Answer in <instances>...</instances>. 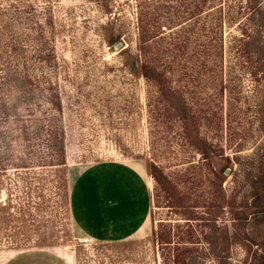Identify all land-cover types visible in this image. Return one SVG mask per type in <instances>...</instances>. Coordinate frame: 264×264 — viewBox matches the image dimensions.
<instances>
[{"label":"rangeland","instance_id":"374dc122","mask_svg":"<svg viewBox=\"0 0 264 264\" xmlns=\"http://www.w3.org/2000/svg\"><path fill=\"white\" fill-rule=\"evenodd\" d=\"M25 3L30 6L23 8ZM135 10L136 0H0V109L16 102L19 115L13 123L0 120V264L18 252L54 248L79 254L80 264H159L151 232L149 243L122 246L109 255L90 257L71 246L68 166L103 160L142 162L151 196V162L175 177L179 189L191 186L189 196H174L176 208L164 196L159 203L152 200L151 227L158 220L182 225L188 217L196 224L211 217V205L221 198L216 222L226 227L227 264L259 262L264 221L257 222L248 205L249 183L260 177L252 160L264 147L258 128L264 108L231 114L227 93L220 111L213 105L219 120L211 111L213 122L204 130L217 154L212 164L220 172L228 165L220 155L238 158L222 172L223 194L210 192L208 163L198 150L182 148L171 132L151 140L145 80L132 69L138 53ZM51 99L58 101V111ZM53 125L60 132L50 147ZM6 134L13 136L9 152L14 155L8 159ZM260 153L257 160L264 161Z\"/></svg>","mask_w":264,"mask_h":264},{"label":"trees","instance_id":"16d2710c","mask_svg":"<svg viewBox=\"0 0 264 264\" xmlns=\"http://www.w3.org/2000/svg\"><path fill=\"white\" fill-rule=\"evenodd\" d=\"M135 23L138 53L132 69L145 80L152 142L171 132L182 148L198 150L201 160L208 163L209 191L223 194L222 172L238 156L220 155L228 165L218 172L212 164L217 154L204 130L213 122L211 111L214 120L218 117L213 105L220 111L225 93L231 114L250 109L260 113L264 108V0H136ZM51 103L58 111V101L51 99ZM2 106L5 109H0V120L13 123L19 119L16 102ZM263 122L258 128L264 132ZM51 127L49 141L53 147L60 130ZM12 137H2L7 159L14 155L9 152ZM57 147L62 152L63 142L59 141ZM259 151L264 152V147ZM260 152L252 160L260 177L249 183L253 189L249 205L248 196L245 199L246 206L254 208L249 214L257 222L264 221V161L257 160ZM193 167L185 168L182 177ZM147 170L154 179L151 206L152 200L159 203L164 196L168 206L176 208L174 196L180 192L190 195L191 186L179 189L175 177L160 166L151 162ZM218 200L211 205V217H202L196 224L190 222L191 217L182 225L160 220L152 223L151 237L157 245L159 264H227L226 227L216 222L223 206V200ZM206 227L212 231L207 232ZM257 264H264V252Z\"/></svg>","mask_w":264,"mask_h":264},{"label":"crops","instance_id":"0c3cea01","mask_svg":"<svg viewBox=\"0 0 264 264\" xmlns=\"http://www.w3.org/2000/svg\"><path fill=\"white\" fill-rule=\"evenodd\" d=\"M67 176L69 224L75 240L71 246L76 252L107 255L122 246L150 242V180L142 162L72 164ZM5 264H80V256L60 248L22 251Z\"/></svg>","mask_w":264,"mask_h":264}]
</instances>
